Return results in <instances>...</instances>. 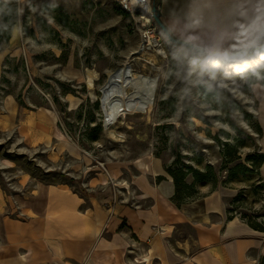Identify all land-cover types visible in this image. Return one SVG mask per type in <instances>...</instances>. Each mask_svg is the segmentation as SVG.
<instances>
[{"label":"rangeland","instance_id":"rangeland-1","mask_svg":"<svg viewBox=\"0 0 264 264\" xmlns=\"http://www.w3.org/2000/svg\"><path fill=\"white\" fill-rule=\"evenodd\" d=\"M138 46L131 19L111 0H0V203L14 213L40 187L81 198L84 232L66 242L86 248L65 264H90L97 243L88 231L100 207L109 214L115 206L151 208V200H140L144 192L166 202L163 194L175 188L168 172L180 177L185 204L208 203L223 223L244 224L264 238V50L220 72L164 38L163 71L146 72L159 77L154 107L146 118L121 117L117 142L103 128L99 87ZM133 56L132 70L142 71L147 56ZM86 69L97 73L93 88ZM198 229L187 221L170 242L193 240ZM113 256L93 259L135 264ZM143 261L149 258L136 260ZM33 262L45 264L39 254Z\"/></svg>","mask_w":264,"mask_h":264},{"label":"crops","instance_id":"crops-1","mask_svg":"<svg viewBox=\"0 0 264 264\" xmlns=\"http://www.w3.org/2000/svg\"><path fill=\"white\" fill-rule=\"evenodd\" d=\"M160 7L159 18L169 34L201 49L212 61L227 60L233 67L239 58L254 54L250 49L264 47V0H161ZM148 167L162 170L156 163ZM144 193L140 200H151V208L133 210L115 206L111 214L94 206L96 198L89 199V212L96 213L97 208L101 215L89 231L88 224L83 222L89 233L87 238L97 243L88 263L93 264L94 257L107 251H113V260L124 262L125 256L134 259L135 264H246L253 257L264 255L261 233L244 224L228 227L222 221L221 211H208V203L177 206L170 189L163 194L171 206L168 207L158 195ZM81 201L74 195H66L64 190L40 187L14 213L5 211L0 203V264H40L33 262L38 254L45 264H65L66 259L76 263L75 258L86 247L78 243L71 248L66 239L70 235L80 239L83 234L81 217L85 215L77 212ZM187 221L200 227L195 239L171 243L174 230ZM91 230L97 233L93 235ZM35 243L43 250L36 253ZM142 257H148L149 262H136Z\"/></svg>","mask_w":264,"mask_h":264},{"label":"bare ground","instance_id":"bare-ground-1","mask_svg":"<svg viewBox=\"0 0 264 264\" xmlns=\"http://www.w3.org/2000/svg\"><path fill=\"white\" fill-rule=\"evenodd\" d=\"M132 53L125 57L118 67L107 74L103 85L99 87V100L101 101L103 112V128L106 134L117 142L120 140L118 139L120 136L116 135L114 131L119 128L121 117L144 116L146 118L149 117L150 111L154 107L151 100L154 95L155 77L157 74H148L146 72L149 70L155 72L163 71L161 66L162 59L165 57L163 49L159 51L158 56L148 55L147 61L141 65L142 68L140 69L142 71L140 72L138 70L133 71L131 68V57L134 58ZM216 69L220 72L228 71L224 68ZM97 77V73L92 71V69H86L85 78L89 88L94 87V81L97 80ZM129 128L131 127L129 126ZM101 179L104 182L106 181L105 176L101 177ZM232 225L229 223L228 227ZM93 264H96L94 259Z\"/></svg>","mask_w":264,"mask_h":264},{"label":"built area","instance_id":"built-area-1","mask_svg":"<svg viewBox=\"0 0 264 264\" xmlns=\"http://www.w3.org/2000/svg\"><path fill=\"white\" fill-rule=\"evenodd\" d=\"M112 3L122 11H124L131 19L132 25L135 27L138 38V50L133 53L139 55L158 56L164 45V35L157 27L154 21V14H160L161 0H111ZM138 58V57H137ZM210 68L228 69L227 63H206ZM154 95L152 104L154 105L155 95L158 89L159 77H155Z\"/></svg>","mask_w":264,"mask_h":264},{"label":"water","instance_id":"water-1","mask_svg":"<svg viewBox=\"0 0 264 264\" xmlns=\"http://www.w3.org/2000/svg\"><path fill=\"white\" fill-rule=\"evenodd\" d=\"M153 18H154V21H155L157 27H158V28L160 29V31L163 33L164 38H165L168 42H170L171 44L176 45V46H183V47L191 48L194 52H196L197 54L203 56V57H204V60H205L206 62H210V63L213 62L212 60H210V59L204 54V52H203L201 49L194 48V47H190L189 45H187V44H185V43H182V42H180V41L174 39V38L169 34V32L166 30V28L163 26V24L161 23L160 18H159V14L155 13L154 16H153ZM262 50H264V47H262V48H260V49H257V50H255V51H252V53H254V54H256V53H260ZM241 53L243 54L244 52L242 51ZM226 62H227V60H224V61H222L221 63H224V64H225ZM213 63H214V62H213Z\"/></svg>","mask_w":264,"mask_h":264},{"label":"trees","instance_id":"trees-1","mask_svg":"<svg viewBox=\"0 0 264 264\" xmlns=\"http://www.w3.org/2000/svg\"><path fill=\"white\" fill-rule=\"evenodd\" d=\"M257 50V48H253L250 49L249 51H255ZM169 175L172 177L173 182H174V194L172 197V200L174 201V203H176L177 206H180L182 204H185V202H183L182 200V189L185 188L184 185H182L181 183V179L180 177H178L175 173L172 172H168ZM261 264H264V259L261 260Z\"/></svg>","mask_w":264,"mask_h":264}]
</instances>
